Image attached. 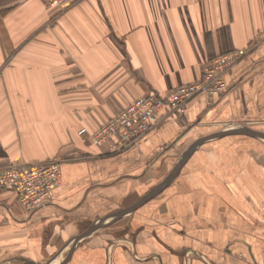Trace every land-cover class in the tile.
Returning <instances> with one entry per match:
<instances>
[{
    "label": "crops",
    "instance_id": "crops-1",
    "mask_svg": "<svg viewBox=\"0 0 264 264\" xmlns=\"http://www.w3.org/2000/svg\"><path fill=\"white\" fill-rule=\"evenodd\" d=\"M244 56L228 93L193 99L130 148L90 137L149 93L201 79L214 58ZM264 0H0V168L58 162L37 211L0 187V264H264ZM85 129V140L77 135ZM190 151L175 178L134 205Z\"/></svg>",
    "mask_w": 264,
    "mask_h": 264
},
{
    "label": "built area",
    "instance_id": "built-area-1",
    "mask_svg": "<svg viewBox=\"0 0 264 264\" xmlns=\"http://www.w3.org/2000/svg\"><path fill=\"white\" fill-rule=\"evenodd\" d=\"M44 1L48 7L62 10L80 0ZM244 54L242 50L234 51L212 59L203 69L199 81L176 87L165 98L149 93L135 99L91 135V144L99 145L112 138L110 150L120 152L142 140L163 119L162 113L171 117L183 115L197 97H203L206 104L211 105L215 98L229 92L231 87L225 82L224 75ZM77 135L85 140V129H80ZM59 183L58 162L0 168V187L12 190L26 213L40 209Z\"/></svg>",
    "mask_w": 264,
    "mask_h": 264
},
{
    "label": "water",
    "instance_id": "water-1",
    "mask_svg": "<svg viewBox=\"0 0 264 264\" xmlns=\"http://www.w3.org/2000/svg\"><path fill=\"white\" fill-rule=\"evenodd\" d=\"M232 134H245V135H249L251 137L254 138H258V139H262L264 141V134L263 133H259L256 131H252L249 129H245V128H240V129H233V130H229L226 132H222L220 134L215 135L214 137H221V136H225V135H232ZM204 141V139L198 140L191 148L190 150L184 154L182 161L178 164V166L176 167L175 170H173L157 187H155L154 189H152L149 193H147L144 197H142L139 201H137L134 205L123 209V210H119L115 213L110 214L107 218L102 219L98 222H96L94 225L90 226L83 234L79 235L78 237L74 238V241H78L79 239H82L88 235H90L91 233H93L94 231L108 225L109 222L111 221H115L129 213H131L132 211H134L135 209H137L139 206H141L142 204H144L145 202H147L148 200H150L152 197H154L156 194H158L160 191H162L177 175L178 171H179V167L182 164V162L186 159V157L188 156V154L190 153L191 150H193L197 145L201 144ZM21 264H38V263H33L30 261H24ZM47 264V263H45Z\"/></svg>",
    "mask_w": 264,
    "mask_h": 264
}]
</instances>
